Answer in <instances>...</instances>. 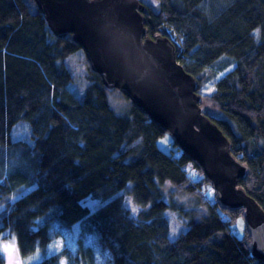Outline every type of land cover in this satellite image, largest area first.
<instances>
[{
    "label": "trees",
    "instance_id": "1",
    "mask_svg": "<svg viewBox=\"0 0 264 264\" xmlns=\"http://www.w3.org/2000/svg\"><path fill=\"white\" fill-rule=\"evenodd\" d=\"M153 2H143L146 34L172 40L177 61L198 81L204 114L248 166L238 186L264 209V0ZM77 77L86 83L81 97L82 85L72 89ZM208 82L212 91L201 93ZM109 93L126 100L122 112ZM165 134L103 85L72 35L50 31L34 0H0V242L14 241L20 264H94L83 244L73 256L49 252L54 224L92 235L108 264H262L245 227L235 233L242 210L218 206L172 138L161 150ZM122 191L141 208L136 217ZM179 194L194 205L175 201ZM86 197L108 200L91 210ZM169 209L187 219L175 239Z\"/></svg>",
    "mask_w": 264,
    "mask_h": 264
},
{
    "label": "water",
    "instance_id": "2",
    "mask_svg": "<svg viewBox=\"0 0 264 264\" xmlns=\"http://www.w3.org/2000/svg\"><path fill=\"white\" fill-rule=\"evenodd\" d=\"M50 31L72 35L103 85L116 89L169 134L196 163L225 210H242L251 256L264 264V209L238 180L248 166L199 105L197 79L176 59L172 40L146 34L141 0H34Z\"/></svg>",
    "mask_w": 264,
    "mask_h": 264
},
{
    "label": "rangeland",
    "instance_id": "3",
    "mask_svg": "<svg viewBox=\"0 0 264 264\" xmlns=\"http://www.w3.org/2000/svg\"><path fill=\"white\" fill-rule=\"evenodd\" d=\"M142 1L148 4L154 3L153 0H142ZM77 58H80V57H77ZM77 58H74V61H76ZM76 63H78V65H81L82 61L77 60ZM231 69H232V66H230L229 68L225 70H222L217 75V78L222 77ZM78 73L80 72L76 70L75 74L77 75ZM76 81L77 82L74 84V87H72V89L77 88L78 84L82 85V86H79L80 89L78 88L75 90L77 96L81 97L86 83L81 77H77ZM211 84L212 82H208L205 86L201 87L200 92L201 93L211 92L212 91ZM109 102H110L111 107L117 112H122L121 108L125 107L126 105V100L123 98V96L119 95L118 93H113V94L109 93ZM171 141L172 139L170 135L166 133L165 135L157 139V145L161 150L168 152L170 150L169 143ZM164 187L171 188V184L167 182L164 185ZM120 193H122L123 195L125 206L129 209L130 213L136 217L139 211L141 210V208L133 201L132 197L129 194L125 193V191H122ZM164 199L168 202L170 201V197L168 196L167 193L164 195ZM193 199L194 197L190 194H179L174 198L175 201H177L178 203L188 208L194 205ZM107 200H108L107 198L97 199L93 197H86L83 200V203L84 205H87L92 210L98 207L99 205L104 204ZM166 216L168 218L169 237L170 239H175L176 236L181 231L187 228L188 226L187 219L181 216L178 210H173V209H169L166 212ZM233 227L235 229V233L238 236H241L244 233L243 218L242 217L237 218ZM79 244H83L84 246L90 247L92 254H93L94 264H108V260H109L108 253L105 251H102L101 249L97 247L95 238L92 235L80 233V229L78 225L74 226L72 229L61 228L56 224L52 226L51 241L48 247L49 252H53V253L63 252V253H68L71 256H73L76 253L79 247ZM0 251L5 257V264H20V261H19V258L16 252V248H15V243L12 239L1 241Z\"/></svg>",
    "mask_w": 264,
    "mask_h": 264
}]
</instances>
